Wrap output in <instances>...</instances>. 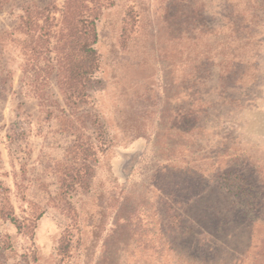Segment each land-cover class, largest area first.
Returning a JSON list of instances; mask_svg holds the SVG:
<instances>
[{"label": "rangeland", "instance_id": "374dc122", "mask_svg": "<svg viewBox=\"0 0 264 264\" xmlns=\"http://www.w3.org/2000/svg\"><path fill=\"white\" fill-rule=\"evenodd\" d=\"M45 1L11 0L0 16V264L33 249L31 264H264V32L256 70L226 28L227 0H107L90 110L108 145L94 161L93 128L48 118L23 72L21 17ZM48 91L60 97L54 81ZM85 161L94 171L73 224L59 187Z\"/></svg>", "mask_w": 264, "mask_h": 264}, {"label": "trees", "instance_id": "16d2710c", "mask_svg": "<svg viewBox=\"0 0 264 264\" xmlns=\"http://www.w3.org/2000/svg\"><path fill=\"white\" fill-rule=\"evenodd\" d=\"M10 1L0 0V16ZM228 1L224 17L229 35L237 44L236 50L242 51L241 56L248 58L252 62L251 66L258 70V49L253 52L251 46L259 45L263 36L264 0H238L232 6ZM107 5V0H65L60 4L57 0H47L43 4L27 6L19 26L25 36L21 42V49L26 57L23 72L25 75H33L32 84L41 110L48 118L63 119L67 132H84L93 128L94 134L88 151L89 157L94 161L98 160L99 152H103L108 145L104 129L90 110L93 105L91 90L98 81L97 73L101 65L97 49L98 22ZM230 42L227 41L226 48H232V45L228 46ZM237 56H234L235 59L225 57L224 76H228L237 67ZM241 56H238L239 64L244 63L241 60H245ZM53 81L60 97L48 91ZM82 169L66 175L59 187L58 195L63 211L73 224H76V212L71 201L80 190L90 189L94 167L85 161ZM246 187L240 186L239 193L251 198L249 206L258 207L261 204L259 193L255 187ZM1 216L15 225L19 232H29L26 231L29 230V225L24 224L13 210L3 209ZM255 219L256 224L264 223L259 217ZM69 236L68 232L64 233L59 242L58 253L63 258L69 254ZM29 257L37 258L35 249L26 255L25 264H31Z\"/></svg>", "mask_w": 264, "mask_h": 264}]
</instances>
